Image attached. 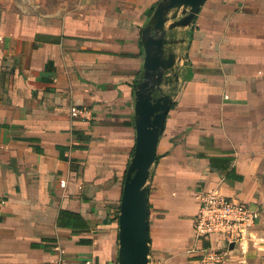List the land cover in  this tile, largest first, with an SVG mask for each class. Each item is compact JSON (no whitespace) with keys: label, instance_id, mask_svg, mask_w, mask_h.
<instances>
[{"label":"crops","instance_id":"1","mask_svg":"<svg viewBox=\"0 0 264 264\" xmlns=\"http://www.w3.org/2000/svg\"><path fill=\"white\" fill-rule=\"evenodd\" d=\"M157 1L0 0V264L117 262ZM170 36L182 59L148 183L149 264H264V0H207ZM204 193L261 214L233 250L194 235Z\"/></svg>","mask_w":264,"mask_h":264},{"label":"water","instance_id":"2","mask_svg":"<svg viewBox=\"0 0 264 264\" xmlns=\"http://www.w3.org/2000/svg\"><path fill=\"white\" fill-rule=\"evenodd\" d=\"M207 0H160L142 28L144 64L134 84L136 144L127 169L119 209V264H149V180L157 160L158 145L174 103L177 64L182 58L172 46L183 42L170 36L177 28H189ZM235 243L229 244L233 250Z\"/></svg>","mask_w":264,"mask_h":264},{"label":"built area","instance_id":"3","mask_svg":"<svg viewBox=\"0 0 264 264\" xmlns=\"http://www.w3.org/2000/svg\"><path fill=\"white\" fill-rule=\"evenodd\" d=\"M83 111L80 110V113ZM201 207L195 219L198 237L211 233L222 234L229 244L237 243L250 237L257 227L258 211L247 204L226 198L221 194L204 193L200 197ZM206 255V254H205ZM210 256H204L205 264L211 263ZM57 264H69L60 258ZM74 264H99L93 259H85ZM105 264H119L107 262Z\"/></svg>","mask_w":264,"mask_h":264},{"label":"rangeland","instance_id":"4","mask_svg":"<svg viewBox=\"0 0 264 264\" xmlns=\"http://www.w3.org/2000/svg\"><path fill=\"white\" fill-rule=\"evenodd\" d=\"M19 1L24 2V5H30V6L34 7L33 8L34 10H41L43 12H52L53 9L58 4V1L63 2L65 0H19ZM37 4L40 7H35V5L37 6Z\"/></svg>","mask_w":264,"mask_h":264},{"label":"trees","instance_id":"5","mask_svg":"<svg viewBox=\"0 0 264 264\" xmlns=\"http://www.w3.org/2000/svg\"><path fill=\"white\" fill-rule=\"evenodd\" d=\"M160 1V0H159ZM159 1H157V3H155L150 9H149V12H148V18H150L151 17V15H152V13H153V11L155 10V8H156V6H157V4H158V2ZM158 157V156H157ZM158 159V158H157ZM126 173H127V171H126ZM125 178H126V175H125ZM261 221V214L260 213H258V217H257V223H259ZM211 234H213V233H211ZM194 235H196L197 236V233H196V230L194 231ZM208 235H210V234H208ZM205 236H207V235H205ZM204 256H205V252L203 253V255H202V259L204 258Z\"/></svg>","mask_w":264,"mask_h":264}]
</instances>
